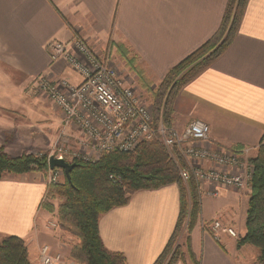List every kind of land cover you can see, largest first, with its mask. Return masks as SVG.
<instances>
[{"label":"crops","instance_id":"1","mask_svg":"<svg viewBox=\"0 0 264 264\" xmlns=\"http://www.w3.org/2000/svg\"><path fill=\"white\" fill-rule=\"evenodd\" d=\"M226 3L0 0V110L24 116V122H14L0 111V145L18 156L53 144L49 138L30 137L34 116L49 111L43 105L48 99L34 98L27 86L40 74L72 83L80 78L64 60H50L46 45L51 40L68 41L77 34L97 52L111 54L114 44H119L135 65L130 68L125 59L120 61L126 77L138 81L139 70L145 81L156 86L170 68L214 35ZM57 111L56 124L61 118ZM195 119L209 126V140L203 143L209 149L247 150L244 155L254 157L264 144V0L247 1L237 31L221 55L175 94L172 125L182 129ZM33 138L36 143L31 145ZM46 188V178L39 172L0 179V236L22 238L31 264H40L39 249L44 244L61 256L54 264H67L77 239L40 207ZM248 198L249 189L231 187H218L216 195L200 193L201 211L190 234L199 264H259L255 246H236L237 238L245 234ZM179 209L176 183L134 191L126 204L100 217L99 236L107 249L124 254L128 264H153L172 235ZM214 219L231 227L238 237L225 232L214 237L204 227Z\"/></svg>","mask_w":264,"mask_h":264},{"label":"trees","instance_id":"2","mask_svg":"<svg viewBox=\"0 0 264 264\" xmlns=\"http://www.w3.org/2000/svg\"><path fill=\"white\" fill-rule=\"evenodd\" d=\"M247 1L227 0L220 26L214 35L170 68L152 91L154 128L159 123L167 127L172 125L175 94L221 55L237 31ZM114 45L127 65L135 69L128 52L119 44ZM137 72L144 80L141 71ZM175 155L176 160L169 156L160 141L153 139L142 142L133 152L110 151L94 161H68L76 163L70 171L71 182L64 175L62 182L48 183L40 207L48 212L56 211L59 228L77 239L70 248V258L78 264H128L124 254L104 246L98 232L100 217L110 209L126 204L134 191L176 183L180 196L179 215L168 243L153 264H176L179 261L199 264L191 248L190 234L200 215V195L193 179L188 180L187 185L182 182L178 165L184 162L177 151ZM47 159L46 152L39 155L25 152L12 156L0 145V179L9 174L31 171L46 174L49 170ZM249 161L253 172L249 181L245 234L237 238L236 246H255L258 249L257 262L264 264L263 143ZM113 174L120 180H116ZM110 175L114 178L110 179ZM52 200L59 201L56 209ZM0 264H31L22 238L0 236Z\"/></svg>","mask_w":264,"mask_h":264},{"label":"built area","instance_id":"3","mask_svg":"<svg viewBox=\"0 0 264 264\" xmlns=\"http://www.w3.org/2000/svg\"><path fill=\"white\" fill-rule=\"evenodd\" d=\"M46 49L52 62L64 60L68 69L80 78L72 83L64 77L40 74L27 86L31 94L47 98L61 115L62 130L48 156L94 161L104 152H133L142 142L157 139L172 159L176 160L175 151L179 153L184 162L178 165L180 178L184 182L193 179L199 193L216 195L218 187L249 189L253 165L250 157L244 155L247 150H212L204 146L209 140V126L198 119L182 129L162 123L154 128L149 105L131 83L119 76L109 53L97 52L77 34L68 41L51 40ZM204 162L211 165L205 167ZM61 175L62 169H49L47 184L58 183ZM204 227L214 237L222 232L238 237L231 227L217 219ZM61 259L48 245L40 247V264H54Z\"/></svg>","mask_w":264,"mask_h":264},{"label":"rangeland","instance_id":"4","mask_svg":"<svg viewBox=\"0 0 264 264\" xmlns=\"http://www.w3.org/2000/svg\"><path fill=\"white\" fill-rule=\"evenodd\" d=\"M108 53L111 56V60H112L113 64L118 69L119 76L125 82L134 84L135 87L138 88V94L140 95V98L142 99L143 102H145L146 104L149 105L150 110H151L152 114L154 115L155 112H154L153 92L152 91L157 88V86H158L159 83H157L156 86H153V85H151L150 82L145 81V80H142L140 77L138 78V81L132 80L128 76L126 77L125 74H127V73L124 71L123 66L120 63V61L122 59H124V57L122 56L120 50H118L116 48V46H115V50L112 51V54L109 51H108ZM27 92H29L28 89H27ZM29 94H31V93L29 92ZM39 96H41V95H39ZM39 96H38V94H35V96H33V97L36 98V97H39ZM47 101L45 100V103L46 104H43V105L44 106L47 105V108H48L49 113L47 111H44L43 114H37L36 116H34V121L31 123V125H34V127H32L31 129H29L28 132H32L33 133V135L30 136V137H34V135H35L37 137L40 136L43 139L47 138V140L49 138V141L52 140L51 141V143H52V142H54L57 139L59 132L62 130V126H61V122H58L56 124V122H55V120H56L55 116H56V111L57 110L55 109L56 110L55 111L51 106H49V105H52V104H51V102L49 100H47ZM0 111H2V110H0ZM2 113H5L6 115H8L10 117V119L13 120L14 122L20 121V120L24 122V120L22 118L24 116L21 113H18V111H2ZM30 141H31V145H33L34 142L36 143V141H35L34 138L32 140H30ZM50 148H51V146L47 147L46 149H45V147H43L42 149H36V150L31 151V152L32 153H35L36 155H39L40 153H45V152L47 154H49L50 153ZM100 156H98L97 159L100 158ZM77 160H83V159H77ZM84 161H86V160H84ZM31 172H36V171H31ZM31 172H27V174H29ZM39 173H41V172H39ZM41 174H42L43 177L46 178V181H47L48 172L46 174L45 173H41ZM11 175H15V174H11ZM114 177L117 180H120L117 176L114 175ZM63 179H64V173H63V170H62V175L60 176L58 182H62ZM118 182H120V181H118ZM184 184L187 185V182H184ZM199 195H200V193H199ZM52 202H53L54 207L56 209L57 206H58V204H59V201L58 200H52ZM50 213H52L53 218H54L52 220H54L57 223V226L59 227L58 221H57V216H56V211L50 212ZM182 236H184V234ZM67 264H78V263L75 262L73 259L70 258V259H67Z\"/></svg>","mask_w":264,"mask_h":264},{"label":"water","instance_id":"5","mask_svg":"<svg viewBox=\"0 0 264 264\" xmlns=\"http://www.w3.org/2000/svg\"><path fill=\"white\" fill-rule=\"evenodd\" d=\"M47 161L50 170H53L55 168L62 169L67 181L71 182L70 171L76 165L75 162L70 163L64 158H57L54 155H49Z\"/></svg>","mask_w":264,"mask_h":264}]
</instances>
